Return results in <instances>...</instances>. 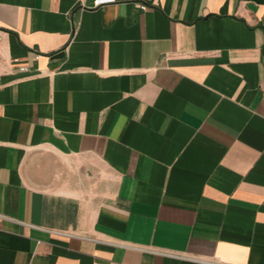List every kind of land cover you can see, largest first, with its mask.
<instances>
[{
  "label": "crops",
  "instance_id": "obj_1",
  "mask_svg": "<svg viewBox=\"0 0 264 264\" xmlns=\"http://www.w3.org/2000/svg\"><path fill=\"white\" fill-rule=\"evenodd\" d=\"M93 1L0 0V264H264V0Z\"/></svg>",
  "mask_w": 264,
  "mask_h": 264
},
{
  "label": "built area",
  "instance_id": "obj_2",
  "mask_svg": "<svg viewBox=\"0 0 264 264\" xmlns=\"http://www.w3.org/2000/svg\"><path fill=\"white\" fill-rule=\"evenodd\" d=\"M114 0H94L93 1V6L92 7H99L105 3L111 2ZM137 5L141 8H147L148 5L147 4H142V3H137ZM12 61L16 64H18V66L20 67L21 70H26L27 66L25 63L20 62V58H13ZM2 86V82H1V74H0V87Z\"/></svg>",
  "mask_w": 264,
  "mask_h": 264
}]
</instances>
